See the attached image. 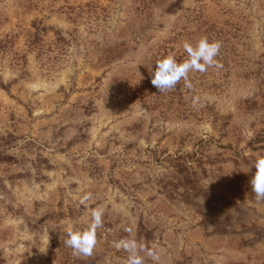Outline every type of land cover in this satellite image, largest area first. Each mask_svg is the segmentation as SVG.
Segmentation results:
<instances>
[{"label": "rangeland", "instance_id": "obj_1", "mask_svg": "<svg viewBox=\"0 0 264 264\" xmlns=\"http://www.w3.org/2000/svg\"><path fill=\"white\" fill-rule=\"evenodd\" d=\"M201 37L222 67L160 93L156 60ZM258 157L264 0H0V264H126L121 238L144 264H264Z\"/></svg>", "mask_w": 264, "mask_h": 264}, {"label": "clouds", "instance_id": "obj_2", "mask_svg": "<svg viewBox=\"0 0 264 264\" xmlns=\"http://www.w3.org/2000/svg\"><path fill=\"white\" fill-rule=\"evenodd\" d=\"M182 46L187 55L185 60L178 62L174 55H167L156 60L154 72L149 70L152 73L151 83L159 89L160 93L175 89L181 80L184 81V87L191 89L190 73H204L209 68L222 67V63L217 59L222 47L219 41L201 37L195 43L185 41ZM253 166L256 171L250 180L251 190L258 201L264 200V157H258ZM90 198L91 194H86L81 198L80 203L86 205ZM103 216V208H95L91 212V222L86 228L83 230L68 229L64 243L73 250V255L89 257L93 254L97 245V231L103 227ZM125 231L130 233L132 230L126 228ZM113 247L128 253L126 264H144L145 256L155 262L160 260L158 249L149 248L135 239L115 240Z\"/></svg>", "mask_w": 264, "mask_h": 264}]
</instances>
